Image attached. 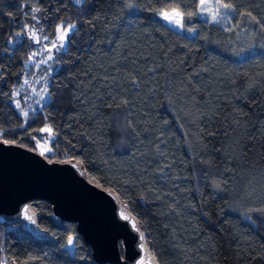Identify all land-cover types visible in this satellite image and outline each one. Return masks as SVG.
Instances as JSON below:
<instances>
[{"label": "trees", "instance_id": "16d2710c", "mask_svg": "<svg viewBox=\"0 0 264 264\" xmlns=\"http://www.w3.org/2000/svg\"><path fill=\"white\" fill-rule=\"evenodd\" d=\"M230 2L221 23L194 15L177 30L156 13L199 0H0V141L32 150L50 127L45 158L114 192L158 264H264V55L240 63L264 53V0ZM61 22L77 31L48 102L23 119L11 100L34 48L26 31L52 38ZM30 206L52 241L0 219L5 264H92L75 224Z\"/></svg>", "mask_w": 264, "mask_h": 264}, {"label": "water", "instance_id": "95a60500", "mask_svg": "<svg viewBox=\"0 0 264 264\" xmlns=\"http://www.w3.org/2000/svg\"><path fill=\"white\" fill-rule=\"evenodd\" d=\"M35 201L47 202L56 218L76 225L92 264H139L141 257L143 264H151L154 257L145 238L141 241L119 216L122 208L131 214L114 192L91 183L80 164L50 163L33 150L0 141V219L23 223L34 239L51 242L37 226L38 216L30 206ZM26 206L31 220L25 219ZM141 243L147 251L141 250Z\"/></svg>", "mask_w": 264, "mask_h": 264}, {"label": "snow or ice", "instance_id": "6c2138e0", "mask_svg": "<svg viewBox=\"0 0 264 264\" xmlns=\"http://www.w3.org/2000/svg\"><path fill=\"white\" fill-rule=\"evenodd\" d=\"M83 0H74L75 4H81ZM127 7L129 9L134 8V5L132 3H128ZM39 11L38 8H34L33 12ZM235 11L234 5L230 2V0H215V2H211V0H199V7L197 11L194 12H186L182 10L179 6L173 7L170 10L168 9H162L156 13L161 19L167 21L169 25L175 26L179 29L185 28L186 20H191L194 15H197L199 13L200 15L207 14V19L204 20L205 23H216L219 24L222 22V20L226 17H228L231 13ZM245 13H241V16L243 17ZM246 15L251 16V13H247ZM32 19H36L35 15H33ZM252 20H255V17H252ZM27 28L28 26L25 25ZM190 32H195L196 29L193 27L187 28ZM77 31V26L75 23L67 24L65 26L64 22H61L60 24L56 25L55 30V39L51 41V47H48L47 45L42 46L41 50L39 52H33L28 56L27 61L25 62V68H29L30 65L33 62V57L36 55H40L43 52H47L46 59H42L36 63V66L39 67L42 64H47L48 61L53 60V51L56 53H61L64 49L67 47V41L69 34H74ZM19 36V33L17 34ZM29 39L34 40L35 43L40 44L41 39L37 37V33L35 31L29 30ZM43 40H48L47 36L42 37ZM11 43V41H9ZM248 55L244 56L243 59L240 61V63H246L250 59L254 58L256 55H264V53H257L254 49L250 48L248 49ZM25 84L28 83V81L24 82ZM44 92H47V88L43 90ZM15 95V93H13ZM41 99H45V97H41ZM127 103V102H125ZM17 107L19 108L20 105L17 102ZM24 116H27L28 113L24 112ZM47 131L49 133V137L51 138L54 134L50 127H45L44 129H41V132ZM34 140H36V137H33ZM37 145H39L40 141L36 140ZM4 143H9V141H4ZM46 151L50 152L51 148L47 149ZM46 151H41L40 155L44 156L46 154ZM51 163V161H49ZM75 167V165H73ZM217 187H219L217 185ZM260 211L264 212V208L260 209ZM27 206L25 207V219L31 220L32 218L28 216L27 214ZM120 219L123 221H127L130 225L133 231L137 232L139 234V237L141 241H144V232L141 231V228L139 227V222L136 218L132 217L129 214H126L125 209L122 208L119 212ZM251 219V218H249ZM33 223L35 221H32ZM73 237L70 235L67 238V244L68 246H71L73 244ZM140 248L142 251H147L146 245L144 243L140 244ZM144 257H141V260L139 264H143ZM151 264H156L155 258H153Z\"/></svg>", "mask_w": 264, "mask_h": 264}, {"label": "rangeland", "instance_id": "374dc122", "mask_svg": "<svg viewBox=\"0 0 264 264\" xmlns=\"http://www.w3.org/2000/svg\"><path fill=\"white\" fill-rule=\"evenodd\" d=\"M211 2L214 3L215 0H211ZM197 15L198 17L203 18V19L208 18L207 14H204L202 16L199 13H197ZM229 17L230 15L226 17L225 19H228ZM161 20L167 25H169L167 21L163 19ZM169 26L177 30H181L179 28H176L175 26H172V25H169ZM29 30L35 31L37 33V37L41 39L40 44H37L34 42V40L29 39ZM26 34L28 36V39L34 43V48L33 50H30L29 55L32 54L33 52H39L42 46L44 45L51 47V41L55 39V36H54L52 38H48V40H43L42 37H44V35L37 27H29L26 31ZM65 50L66 49H64L61 53H56L55 51H53V60L48 61L47 64H42L39 67L36 66V63L38 61L42 59H46L48 53L45 51L41 53L40 55H36L33 57V62L29 68H25L24 66V70H23L24 77L20 85L12 92L13 99L11 100V103L13 104L18 114L23 119H25L29 114H33L37 111H40L41 108L48 102L49 100L48 85L50 83L51 76L57 71V68L55 67V61H56L57 56L62 54ZM25 81H28V83L25 84L24 83ZM45 88H47V92L43 91ZM13 93H15V95H13ZM42 96L45 97V99H41ZM17 102L20 105L19 108L17 107ZM24 112H27L28 115L24 116L23 115ZM40 135H41V139H40L39 145H37V142H36L34 145V148L32 149L34 152H36L39 155L41 151H46L47 149L50 148V145L54 141V138H55L54 135L50 138L49 133L47 131L40 132ZM51 153H52V150L50 152L46 151V154L44 156L42 155L41 156L45 158ZM0 264H5L3 255L0 256Z\"/></svg>", "mask_w": 264, "mask_h": 264}]
</instances>
